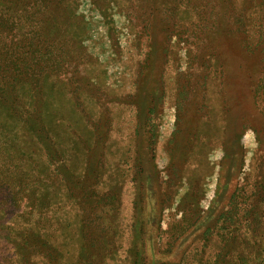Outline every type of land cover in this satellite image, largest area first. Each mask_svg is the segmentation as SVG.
Masks as SVG:
<instances>
[{"label": "rangeland", "instance_id": "obj_1", "mask_svg": "<svg viewBox=\"0 0 264 264\" xmlns=\"http://www.w3.org/2000/svg\"><path fill=\"white\" fill-rule=\"evenodd\" d=\"M7 5L0 0L1 11ZM68 9L78 80L58 76L47 89L59 159L47 167L42 139L37 169L63 207L54 217L71 223L69 264H259L264 0H72ZM12 15L19 33L29 28ZM73 92L108 115L107 135L98 133L104 116L97 127L70 108ZM6 245L3 260L15 264ZM88 251L101 256L93 262Z\"/></svg>", "mask_w": 264, "mask_h": 264}, {"label": "trees", "instance_id": "obj_2", "mask_svg": "<svg viewBox=\"0 0 264 264\" xmlns=\"http://www.w3.org/2000/svg\"><path fill=\"white\" fill-rule=\"evenodd\" d=\"M71 1L9 0L7 13L0 10V264H6L1 244H9L6 251L15 264H69L74 256L67 232L63 231L71 223L62 221L58 215L54 217L63 207L52 201L49 184L42 182L43 177L37 169L38 156L42 157L43 146L39 144L42 139L49 142L45 150L47 167L59 159L58 142L48 133L50 127L45 122L52 110L50 103L44 102L51 96L47 89L59 84L55 83L58 76H64L62 81L66 83L78 80L70 77L80 63L73 68L69 63L70 35L65 27L71 19L68 9ZM15 13L22 14L21 19L29 26L23 33L18 31L21 21L16 19L17 15H12ZM148 27L147 23L143 28L147 30ZM149 52H145L143 62ZM67 94L71 96L70 108H76L81 119L91 125L98 127L100 116H104L106 128L99 134L107 135L112 130L108 115L99 114L98 110L97 115L90 113L81 95ZM17 100L23 102L18 104ZM229 111H232L231 107ZM75 124L79 122L76 120ZM75 124L68 123L66 127L78 137ZM18 137L20 141L16 147L11 141ZM62 189L67 191V188ZM63 196L66 197V192ZM107 197L112 200L114 195L109 193ZM140 248L139 251L148 258L151 251H147V244L143 243ZM154 250L164 253L158 244ZM85 251L79 250V257ZM85 256L94 262L96 256L101 255L88 251ZM142 259L146 264L144 257ZM183 260L182 257L178 263L183 264ZM259 264H264V256Z\"/></svg>", "mask_w": 264, "mask_h": 264}]
</instances>
